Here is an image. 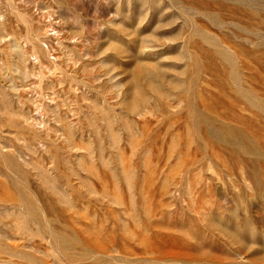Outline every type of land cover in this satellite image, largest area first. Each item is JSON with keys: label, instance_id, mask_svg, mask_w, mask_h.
I'll return each instance as SVG.
<instances>
[{"label": "rangeland", "instance_id": "rangeland-1", "mask_svg": "<svg viewBox=\"0 0 264 264\" xmlns=\"http://www.w3.org/2000/svg\"><path fill=\"white\" fill-rule=\"evenodd\" d=\"M0 264H264V0H0Z\"/></svg>", "mask_w": 264, "mask_h": 264}]
</instances>
